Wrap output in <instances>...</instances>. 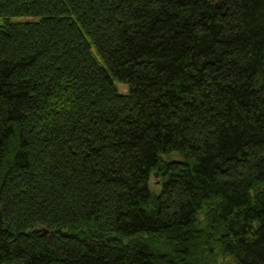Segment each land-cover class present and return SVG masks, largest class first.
Returning a JSON list of instances; mask_svg holds the SVG:
<instances>
[{"label": "trees", "instance_id": "obj_1", "mask_svg": "<svg viewBox=\"0 0 264 264\" xmlns=\"http://www.w3.org/2000/svg\"><path fill=\"white\" fill-rule=\"evenodd\" d=\"M0 264H264V0H0Z\"/></svg>", "mask_w": 264, "mask_h": 264}, {"label": "rangeland", "instance_id": "obj_2", "mask_svg": "<svg viewBox=\"0 0 264 264\" xmlns=\"http://www.w3.org/2000/svg\"><path fill=\"white\" fill-rule=\"evenodd\" d=\"M125 86L124 85H122V84H120L119 85V90L121 91V92H125ZM151 186L153 187V188H155V189H157L158 188V185H157V182H156V177H152V179H151Z\"/></svg>", "mask_w": 264, "mask_h": 264}, {"label": "water", "instance_id": "obj_3", "mask_svg": "<svg viewBox=\"0 0 264 264\" xmlns=\"http://www.w3.org/2000/svg\"><path fill=\"white\" fill-rule=\"evenodd\" d=\"M40 230H41V231H47V229H45V228H40Z\"/></svg>", "mask_w": 264, "mask_h": 264}]
</instances>
